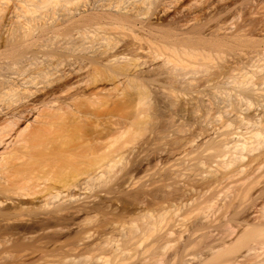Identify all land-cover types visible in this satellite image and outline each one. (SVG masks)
Instances as JSON below:
<instances>
[{
  "label": "bare ground",
  "instance_id": "bare-ground-1",
  "mask_svg": "<svg viewBox=\"0 0 264 264\" xmlns=\"http://www.w3.org/2000/svg\"><path fill=\"white\" fill-rule=\"evenodd\" d=\"M10 1L0 264H264V0Z\"/></svg>",
  "mask_w": 264,
  "mask_h": 264
},
{
  "label": "rangeland",
  "instance_id": "rangeland-1",
  "mask_svg": "<svg viewBox=\"0 0 264 264\" xmlns=\"http://www.w3.org/2000/svg\"><path fill=\"white\" fill-rule=\"evenodd\" d=\"M8 2H9V1H8ZM10 2H11V1H10ZM13 2H14V1L12 0V2H11L12 4L9 3V5H10V4L13 5V4H14ZM11 5H10V6H11ZM8 7H9V6H8ZM11 7H12V6H11ZM29 118H30V120H29L28 123H33L35 116L32 117V114H31V115L29 116ZM24 126H25V125H24ZM3 150H4L3 145H0V152H2ZM132 156H133V155H132ZM131 158H132V157H131ZM135 186H136L135 184H134L133 186H130V187H129V186H127V187L125 186V193H124V195H123V193H122V195L125 196V194H126L127 192L130 193V192H132V191H135V190H134V188H136ZM132 187H133V188H132ZM126 188H127V189H126ZM128 188H129V189H128ZM130 189H133V190L130 191ZM126 190H128V191H126ZM123 191H124V190H123ZM122 195H121V197H122L123 199H125V197H123ZM126 198H127V195H126ZM119 205H120V204H119ZM115 208H116V206H115ZM130 208H131V207H130ZM113 209H114V208H113ZM131 210H132V209H130V211H131ZM118 211H119V210H117V213H118ZM130 211H129V213L126 212V211H125V213L121 211V213L124 214V215H123V216H124V220L130 217L129 219H127V220L130 221V219L132 218V217H131V216H132L131 214L133 213V210L131 211V213H130ZM126 215H130V216L128 217V216H126ZM125 216H126V218H125ZM133 216H135V215L133 214Z\"/></svg>",
  "mask_w": 264,
  "mask_h": 264
}]
</instances>
